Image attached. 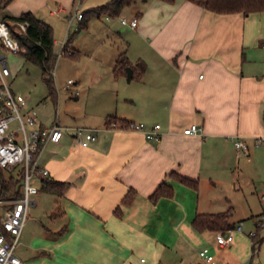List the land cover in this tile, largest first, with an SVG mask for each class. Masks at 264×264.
I'll return each mask as SVG.
<instances>
[{"label": "crops", "instance_id": "1", "mask_svg": "<svg viewBox=\"0 0 264 264\" xmlns=\"http://www.w3.org/2000/svg\"><path fill=\"white\" fill-rule=\"evenodd\" d=\"M33 1L19 14L37 15L46 2ZM122 13L120 21L137 18L136 26L121 21L128 27L122 33L109 22L104 36L114 42L113 36L119 37L120 45L93 53L96 63L87 76L77 71L69 78L73 104L83 106V116L65 117V124L49 121L40 102L27 95L38 107L41 126L66 128L59 142L45 145L38 163L50 178L68 185L61 195L39 190L52 195V204L44 209L46 219L28 221L21 233L16 254L26 264H201L199 250L208 232L214 233L210 249L217 259L215 232L197 231L194 216L233 207L228 193L239 181L242 157L245 165L264 172V142L254 144L264 135V10L218 13L189 0H136ZM121 47L132 65L146 63L144 73H134L130 81L127 72L114 71ZM69 48L72 59H79L80 49L71 43ZM109 116L159 123L161 138L150 141L131 127H107ZM192 123L202 126L200 134L183 133ZM76 127L94 129L96 138L81 146L73 136ZM239 137L250 144L249 156H237ZM171 172L197 179L198 188ZM163 180L172 184L173 196L152 201L150 194ZM130 188L135 196L123 205ZM42 201L35 197L30 211ZM8 207L0 199V227ZM261 213L253 217L250 232ZM249 244L242 230L222 250L238 253L237 264H250ZM260 261L264 264V253Z\"/></svg>", "mask_w": 264, "mask_h": 264}, {"label": "rangeland", "instance_id": "2", "mask_svg": "<svg viewBox=\"0 0 264 264\" xmlns=\"http://www.w3.org/2000/svg\"><path fill=\"white\" fill-rule=\"evenodd\" d=\"M108 0H71L67 2L65 0H46L41 5V10H38L40 18L48 22L54 30L55 38V50L58 53V58L54 68V80L56 86V97L53 99L48 92V87L42 78V71L36 64L26 61L22 53L9 54V66L13 72V78L10 83V87L14 93H23L34 101V104L40 102V109L44 110L47 120H55L58 118L61 124L68 123L65 117L72 119L73 115L83 116L84 108L82 105L73 104L76 100L72 94L73 86L68 85L67 81L70 77H74L77 71L86 76L94 69L96 61L91 57L93 53H100L104 50L105 53L110 52L113 46L120 45L119 37L113 36L112 39H108L104 36L106 30H108V23L114 25V28H118L122 33L128 28L120 21V16L109 17L105 14L100 16L93 15L89 18L87 25L80 27V20L74 17L77 12H84L90 8L97 7L106 3ZM33 0H0V18L6 16L18 15L21 9L26 4L33 3ZM61 6L62 8H60ZM61 10H60V9ZM60 10L58 13H52L51 10ZM111 18V21L108 20ZM105 30V31H104ZM113 33H116L111 29ZM71 36V45L80 49V58L72 59V55L67 53H60L62 46ZM72 49V48H69ZM124 50L125 48H120ZM74 91V90H73ZM41 111V110H40ZM241 168L236 171L239 181L237 186L233 190H229L228 195H231L233 205L232 220L236 224H242L243 232L245 235L250 236L251 222L253 223V217L264 210V172L254 165H245L244 158L240 160ZM261 168V167H260ZM19 166L11 171L4 169L5 176L12 173L17 175ZM35 197L43 199L41 208H36L30 211L27 222L34 223L33 219H37L39 215L43 218L44 212L52 204V195L39 191ZM45 209V210H44ZM251 214H254L251 215ZM259 217V216H258ZM32 219V220H31ZM46 219V218H45ZM257 221V219H256ZM26 222V224H27ZM256 228V222H255ZM254 228V229H255ZM264 236V230L261 232ZM212 238H214L213 232H208L204 238L203 246L212 245ZM244 241V240H243ZM245 242V241H244ZM242 246L245 243H241ZM202 246V247H203ZM218 249V248H217ZM217 254L219 264H237L239 261V255L230 253L225 250L218 249L214 251ZM252 252V242L249 244V256ZM264 253V243L261 246L259 255L255 256V262L261 264L260 257ZM228 261V262H225Z\"/></svg>", "mask_w": 264, "mask_h": 264}, {"label": "built area", "instance_id": "3", "mask_svg": "<svg viewBox=\"0 0 264 264\" xmlns=\"http://www.w3.org/2000/svg\"><path fill=\"white\" fill-rule=\"evenodd\" d=\"M74 17L81 20L83 12H77ZM121 21L132 27L137 24V18L129 22L122 17ZM28 24L27 20L0 18V167L13 170L19 166V169L23 170L21 195L2 200L8 202L10 207L6 209L1 220L0 264H26L16 254V248L20 244L21 233L29 218L30 209L35 203V195L39 192L35 179L49 175V170L39 165L38 156L48 142H59L66 130L58 123L50 127L41 126L38 107L29 104L27 95L14 93L10 87L13 73L9 66L8 55L22 53L25 50L13 33H25ZM60 51L63 53L62 48ZM72 51L73 49H68V53ZM73 83V79L67 81L68 85ZM74 93L78 94V91ZM130 127L142 132L147 140L158 141L161 138L159 123L148 126L145 122H133ZM201 132L202 126L198 123H192L183 129L184 134ZM73 133L81 146H88L96 138L95 130L92 128L76 127ZM263 142L264 135L254 138L255 145ZM235 146L238 157L249 156L250 144L245 138H237ZM242 230V224H237L226 231L217 230L215 236L218 248L230 246L234 241L235 233ZM258 230L260 232L264 230V214L257 218L256 228L250 232V236L256 235ZM199 257L201 264H218L216 255L209 246L200 248Z\"/></svg>", "mask_w": 264, "mask_h": 264}, {"label": "trees", "instance_id": "4", "mask_svg": "<svg viewBox=\"0 0 264 264\" xmlns=\"http://www.w3.org/2000/svg\"><path fill=\"white\" fill-rule=\"evenodd\" d=\"M9 1V0H8ZM136 0H108L106 3L101 4L97 7H93L83 12V17L80 20V27L87 25L89 18L93 15L100 16L102 14H107L109 16H120L125 7L131 5ZM166 2H173L175 0H163ZM196 3L206 9H209L218 13H243L249 14L255 11L264 10V0H189ZM9 18H16L20 20H27L29 22L27 30L23 34H18L14 32V36L19 40L20 44L25 48L22 55L26 61L32 62L39 66L42 71V78L48 87L49 95L54 99L56 97V86L54 80V68L58 58V53L55 50V38L53 27L38 17L34 12L28 10L15 16H6ZM72 38L71 36L67 39L62 47L64 53L65 50L69 49V45ZM74 54V50L72 53ZM131 66L133 68V74L142 75L146 70V63L139 60L136 65H132L126 55V51L123 50L119 53L117 61L114 66V71L118 75L121 72L126 73V68ZM127 120L123 118H118L117 116H109L106 119L107 127H118V128H128L130 124ZM4 169L0 167V199L8 200L10 198H17L21 195V181L23 177V170L19 169L17 175L14 176L10 173L5 176ZM11 171V170H9ZM173 178H177L179 181L198 188V181L194 178H189L187 176L171 172L169 174ZM39 190H47L58 195L63 194L68 183L54 180L48 175L41 176ZM136 190L133 188L128 189L127 193L123 196L121 204L128 205L132 202L135 196ZM174 194V188L171 183L163 180L156 189L150 194L149 198L152 201H156L158 198L166 196L171 197ZM8 203V202H6ZM119 204L115 212L118 213L120 210ZM264 214L262 212L260 215ZM233 207H229L224 211L219 212H197L193 218V227L202 232L204 230H210L216 232L217 230H229L234 228L237 224L233 221ZM259 215V216H260ZM2 230V227H0ZM64 231V229L62 230ZM264 239L261 235L260 230L257 234L251 236L252 242V252L250 264H257L255 262V256L258 255L260 245Z\"/></svg>", "mask_w": 264, "mask_h": 264}, {"label": "water", "instance_id": "5", "mask_svg": "<svg viewBox=\"0 0 264 264\" xmlns=\"http://www.w3.org/2000/svg\"><path fill=\"white\" fill-rule=\"evenodd\" d=\"M126 72H127V80L130 81L133 77V68L131 66H128L126 68Z\"/></svg>", "mask_w": 264, "mask_h": 264}]
</instances>
